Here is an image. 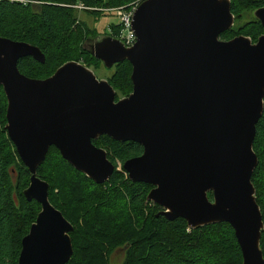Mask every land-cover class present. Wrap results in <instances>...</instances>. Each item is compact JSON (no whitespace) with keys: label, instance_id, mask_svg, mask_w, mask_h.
Listing matches in <instances>:
<instances>
[{"label":"water","instance_id":"95a60500","mask_svg":"<svg viewBox=\"0 0 264 264\" xmlns=\"http://www.w3.org/2000/svg\"><path fill=\"white\" fill-rule=\"evenodd\" d=\"M264 27V7L254 11ZM235 24L231 0H142L133 16L137 41L128 47L110 35L88 51L108 69L129 61L133 91L116 99L108 79L67 61L45 79L18 67L42 50L0 36V85L7 97L5 129L31 173L24 190L41 210L22 239L18 264H67L73 224L49 199L37 174L51 146L96 183L115 171L102 135L135 141L143 153L126 160L133 182L151 184L147 201L169 220L190 228L228 222L243 264H264V221L252 176L253 144L264 114V33L222 40ZM213 198L210 199L209 194Z\"/></svg>","mask_w":264,"mask_h":264},{"label":"trees","instance_id":"16d2710c","mask_svg":"<svg viewBox=\"0 0 264 264\" xmlns=\"http://www.w3.org/2000/svg\"><path fill=\"white\" fill-rule=\"evenodd\" d=\"M138 0H0V36L26 41L38 46L45 62L33 57L21 58L19 70L28 77L45 79L67 61L88 67L103 62L88 48L101 33L81 19L78 3L92 7L84 10L96 18L107 8L126 6ZM264 0H231L234 25L221 35L230 40L245 35L256 42L264 27L254 16ZM98 19V18H97ZM120 26L110 23L105 35L116 38ZM111 69L108 81L116 90V99L133 91L132 64L123 61ZM7 97L0 85V264H18L22 239L35 222L41 205L28 201L24 190L31 173L20 158L16 146L5 129ZM107 151L115 171L110 179L96 183L78 171L59 149L51 146L37 174L49 183L50 202L69 220L74 253L67 264H109L108 255L125 247L122 264H243V254L228 222L192 229L183 218L169 220L159 214L162 207L147 201L153 187L133 182L123 168L126 160L143 153L135 141L120 142L108 135L93 140ZM259 163L252 176L257 201L264 221V114L257 124L253 144ZM118 161L122 170H118ZM212 199V193L209 194ZM261 246L264 253V231Z\"/></svg>","mask_w":264,"mask_h":264},{"label":"rangeland","instance_id":"374dc122","mask_svg":"<svg viewBox=\"0 0 264 264\" xmlns=\"http://www.w3.org/2000/svg\"><path fill=\"white\" fill-rule=\"evenodd\" d=\"M80 17L81 19L85 20L89 26L97 28V30L101 33L100 38L106 36L105 33L108 30L110 23L113 22L117 23L118 21L116 14L113 11L104 12V14L97 17L98 19L89 12L82 11L80 13ZM238 24H240V21L236 22V25ZM118 36L116 37L117 39H119ZM90 68L94 70L95 74L99 79H108V77L111 76L114 72L113 69L106 68L103 63L99 66L93 65ZM117 169L118 170L123 169L122 164L119 161H118ZM125 257H126L125 247L116 248L108 255L109 264H122L124 262Z\"/></svg>","mask_w":264,"mask_h":264},{"label":"built area","instance_id":"2783aa9c","mask_svg":"<svg viewBox=\"0 0 264 264\" xmlns=\"http://www.w3.org/2000/svg\"><path fill=\"white\" fill-rule=\"evenodd\" d=\"M11 1L24 2V0H11ZM141 1L142 0H138L126 6H119V7L105 9L106 11L115 12L116 17L118 19L116 24L120 26V32L118 38L119 40L123 41V43L128 47L134 45L135 42L137 41V36L134 30L132 29V21H133L134 13ZM72 6L79 9L80 11L94 9L82 3H78Z\"/></svg>","mask_w":264,"mask_h":264},{"label":"flooded vegetation","instance_id":"af4514ba","mask_svg":"<svg viewBox=\"0 0 264 264\" xmlns=\"http://www.w3.org/2000/svg\"><path fill=\"white\" fill-rule=\"evenodd\" d=\"M262 7H264V4L262 5ZM259 8H261V7H259ZM235 24H236V20H235ZM235 24H234V25H235ZM232 28H233V27H232ZM221 39H222V38H221ZM222 40H223V39H222ZM123 168H124V167H123ZM124 170H125V169H124ZM127 174H128V173H127Z\"/></svg>","mask_w":264,"mask_h":264}]
</instances>
